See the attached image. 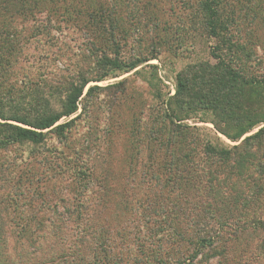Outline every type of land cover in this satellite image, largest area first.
Masks as SVG:
<instances>
[{
	"label": "rangeland",
	"instance_id": "obj_1",
	"mask_svg": "<svg viewBox=\"0 0 264 264\" xmlns=\"http://www.w3.org/2000/svg\"><path fill=\"white\" fill-rule=\"evenodd\" d=\"M74 1L75 8L86 5L84 17L76 9V17L70 16L71 0H61L63 8L51 0H0V109L5 115L33 118L60 111L66 81L79 76L92 81L77 113L58 123L75 120L65 136L52 131L42 144L13 142L10 129L0 127V264H82V259L88 264V258L99 251L97 245L106 243L97 236L98 228L105 227L113 214L126 217L129 226L120 235L123 243L117 242L115 249L105 247L104 263L149 264L145 257L151 258L155 251L137 252L135 238L137 243L142 236L137 227L145 225L146 218L161 221L168 213L174 228L181 231L196 223L191 209L201 204L191 196L193 187L173 185V178L188 177L186 173L180 178L181 171L168 173V168L157 166L163 163L162 151L153 152L150 138L156 136L153 128L160 119L161 101L175 94L177 75L187 66L215 62L211 51L216 41L200 25L204 0ZM220 3L224 10H237L242 17V41L255 52L248 70L264 75V0ZM99 4L107 15L118 8L116 33L107 17L103 22L107 33L88 18L93 11L90 6L99 8ZM108 57L127 64L157 58L130 73L115 71L118 78L95 82L111 75ZM90 87L98 88L87 95ZM211 121L209 113L196 112L182 123L200 128L199 138L211 139L215 145L241 146L243 140L217 137ZM0 123L21 126L1 118ZM239 156L230 162L232 171L214 161L220 175L204 184L208 193L223 191L225 198L216 201V211L219 220L228 224L222 248L207 250L198 258L208 254L210 264H264V248L258 251L264 241V173L259 171L264 145ZM252 188L261 189L259 198L252 195ZM22 221L34 224L33 233L25 234L23 242L10 227ZM256 221L257 231L254 224L251 227ZM235 223H241L240 227L231 225ZM203 224L208 231L218 227L215 221L206 225L203 220ZM155 227L150 225L148 230ZM118 233L110 230L109 234ZM157 237L163 250L175 246L170 243L171 232Z\"/></svg>",
	"mask_w": 264,
	"mask_h": 264
},
{
	"label": "trees",
	"instance_id": "obj_2",
	"mask_svg": "<svg viewBox=\"0 0 264 264\" xmlns=\"http://www.w3.org/2000/svg\"><path fill=\"white\" fill-rule=\"evenodd\" d=\"M60 1L51 0V3L55 7L63 8L59 4L61 3ZM71 1L72 6L68 8L70 16L76 17L74 15L76 9L77 15L79 16L80 14L81 17H84V14L87 13L84 11L85 8L83 6L86 7V5L83 4L80 8H75V1ZM90 7L93 11L88 15V18H90L94 26L99 30L101 27L105 29L103 22L105 21L104 18L107 17V22L113 29L112 32L116 33L118 31V18H116L118 8L112 9L107 15V11L100 4L99 8ZM201 9L203 23L200 25H202L204 32L216 41L215 47L211 51V57L215 62H201L189 65L177 75L175 94L166 97L165 100L162 99L163 108L160 113V119L153 128L156 136L153 134L150 138L151 142H153V152L162 151L163 163L157 164L159 169L168 168L170 170L166 171L168 173L181 171L178 175L180 178L183 173H186L188 177L182 179L173 178V185L178 186L180 183L184 187H193L191 190L194 192L191 196L197 198L201 204H196L191 209L196 212H193L197 218L196 223L189 224V226L186 225L185 229H181V231L174 228V219H171V221L169 218L171 215L168 213L162 216L163 220L161 221L159 219L155 221V218H146L145 225L137 227L142 234L140 239H137V243L135 238L134 246L137 252L145 255V251L149 253H153L152 250L155 251L151 258L149 254L145 257V263L149 264H187L189 262L191 264H210L211 260L207 259L208 254L203 260L198 258L201 255L204 257L207 250L212 252L222 248L221 240L228 226L227 222L219 220V215L216 211V201L225 198L223 191L217 190L208 193V189L204 186L205 183H211L212 180L217 179L220 175L221 171L214 169L215 165H217V162L215 163L214 161L221 162L224 167L227 166L232 171L233 168L230 166V162L233 157H240L239 155L244 152L251 153L255 147L260 148L264 145V75L259 77L248 70L249 68L251 69L249 64L252 65V56L255 55V52L248 43L242 41L240 26L242 25L240 22L242 17L237 16V10H224L220 0H204ZM220 10L225 11V15L221 14ZM98 16L99 18L97 19ZM105 32L107 33L106 29ZM111 37L114 38L113 36ZM262 49L264 51V46ZM156 58L134 59L127 64L118 59L112 60L108 57L106 60L111 67V75L106 74L98 77L95 82H102L110 76L111 78H118L120 75L115 73V71L120 74L130 73L144 63ZM151 66L156 68L153 65ZM79 77L66 81V95L61 101L60 111H46L37 117L27 118L18 115L7 116L0 109V118L2 120L21 124V126H16L0 123V127H8L10 129V138L13 142L42 144L45 141L46 134L52 131L65 136L66 130L70 128L75 120L60 125L58 123L63 118H70L77 113L80 99L83 97L89 83L92 82L91 79L84 77L79 79ZM125 82L126 79L119 82V85H124ZM97 88L90 87L87 95H90ZM159 94L161 99L162 94ZM196 112H206L212 116L211 122L216 130V136L221 134L232 142L243 140L241 146L224 148L213 144L211 139L208 140L204 136L199 138L200 128L182 123ZM257 129L258 131L255 132ZM162 136L163 139H161ZM197 159H201L200 162ZM202 161H205L203 167L200 166ZM200 171L205 172H202V177L205 174L206 179L202 180V177H199ZM259 171L261 174L264 173V163L261 164ZM198 187L202 189H198ZM252 190V195L257 194V198H259L261 189L252 188ZM207 196L208 200L206 201ZM77 212L78 214L81 213L79 210ZM162 212L165 213L166 211ZM165 218L169 219L166 220ZM203 220L206 225L215 221L218 227L208 231V227L205 225L207 227V230H205L203 228ZM175 222L178 224L177 221ZM153 224L156 227L148 230L150 225ZM198 224L202 225V227H198ZM253 224L255 225L254 230H259V223L257 221L252 223L251 227ZM12 225L10 227L14 231L13 233H19L22 238H20L21 242L26 240L27 234L33 233L32 226L34 224L30 223V221H22L18 224L13 222ZM231 225L240 227L241 223ZM104 226H99L97 236H99L100 240L106 241V243L97 245L96 250L99 251L98 253L95 252V256L92 255L91 258H88V264H91V259L97 261L94 264H103L108 258L105 247L106 249H112V247L115 249L116 246L118 247L117 242L123 243L121 239L123 237L120 238V235L124 234L129 225L126 217H118L113 214L106 219ZM110 230H120V233L113 236L109 234ZM166 232L173 234L174 239L170 243L175 244V246H167L163 250L164 247H161V241L156 236ZM76 234L78 237V232ZM263 248L264 241L261 246H258L259 253L262 252ZM221 250L224 253L225 250ZM50 252L51 250L48 249L47 254ZM219 254L220 252H218ZM85 261V259H82L80 263L83 264ZM235 261L237 260L235 259Z\"/></svg>",
	"mask_w": 264,
	"mask_h": 264
}]
</instances>
